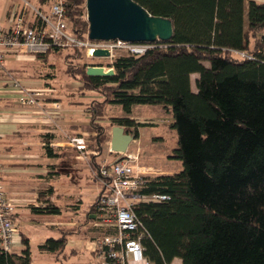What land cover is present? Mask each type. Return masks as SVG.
I'll use <instances>...</instances> for the list:
<instances>
[{
  "label": "trees",
  "instance_id": "trees-1",
  "mask_svg": "<svg viewBox=\"0 0 264 264\" xmlns=\"http://www.w3.org/2000/svg\"><path fill=\"white\" fill-rule=\"evenodd\" d=\"M38 1L46 5L51 0ZM133 1L149 14L171 20L172 38L155 42L163 47L139 57H116L110 64L112 77L87 76L88 66L101 65L80 62L82 50L71 49L76 55L64 58L66 73L82 89L102 96L91 106L94 149L101 150L109 140L106 128L95 122L102 120L105 105H119L126 115L133 106L154 105L171 116L177 145L169 159L182 168L148 179L141 190L168 197L133 208L145 232L143 255L150 264H172L175 259L180 264H264V4ZM64 3L70 33L84 39L85 0ZM64 51L35 57L45 60ZM192 75L197 76L195 91ZM110 124L133 128L135 139L137 128L152 125L128 118H112ZM34 210L60 214L51 204ZM22 241L20 255L0 250V264H30L28 240ZM66 244L62 235L47 239L38 250L58 260Z\"/></svg>",
  "mask_w": 264,
  "mask_h": 264
},
{
  "label": "crops",
  "instance_id": "crops-1",
  "mask_svg": "<svg viewBox=\"0 0 264 264\" xmlns=\"http://www.w3.org/2000/svg\"><path fill=\"white\" fill-rule=\"evenodd\" d=\"M24 1L0 0V28L12 26L10 17L12 13L23 9ZM253 1L264 4V0ZM36 8H42L40 3ZM24 12L27 21H34L32 12H27L26 8ZM54 56L57 55H48L44 60L7 52L4 67L0 70V177L5 196L14 207L13 221L16 227L10 253L20 255L24 250L22 240L25 238L29 248L34 244L42 256L47 253H41L39 245L49 238L57 239L65 235L67 244L63 253L59 254L58 260L52 255L56 262L92 264L86 256L91 255L95 263L99 264L91 252L93 238L99 232L92 228L91 221H87L93 218L91 207L95 200L89 202L86 198L93 191L88 178L94 181L95 198L101 191L96 177L98 168L114 158L109 148L106 151L104 146L101 150L93 148L95 133L90 131L91 106L95 101H102V96L82 89L80 82L71 76L78 86L76 89L66 87L69 85L60 89L54 86L56 76L53 79L49 78L51 75L41 79L30 73V65L38 60L53 67ZM13 79L26 88L43 91L38 107L19 104L18 94L11 85ZM49 83L53 88L49 87ZM90 93L96 95L94 100ZM105 107L102 120L95 122L107 130L109 140L105 142L106 145L110 142L111 128L115 126L110 124L112 118H128L136 123H146L143 121L145 119L135 117L133 111L136 106L131 108L128 115L122 112L111 117L106 116ZM168 122L170 125L171 119ZM141 129L137 128V141L140 140ZM76 137L84 139L87 147L85 154H80L69 145V139ZM155 139L161 138L147 135V141L153 142ZM46 204L60 208V214L34 210Z\"/></svg>",
  "mask_w": 264,
  "mask_h": 264
},
{
  "label": "built area",
  "instance_id": "built-area-1",
  "mask_svg": "<svg viewBox=\"0 0 264 264\" xmlns=\"http://www.w3.org/2000/svg\"><path fill=\"white\" fill-rule=\"evenodd\" d=\"M24 8L12 13L10 28H0V70L4 67L7 52L35 57L54 50L79 49L87 57L93 58L96 49H104L109 51L108 58L115 59L118 57L117 51L122 52L121 55L139 57L149 49L163 47L155 42H93L88 39V34L84 39H79L70 33L62 0L51 3L48 14L36 10L34 21L26 20ZM234 55L250 58L239 52H234ZM11 85L18 94L19 104L39 106L43 91L26 88L14 79ZM69 145L80 154L86 153L83 138H70ZM111 154L114 158L101 164L96 174L101 191L95 198L92 228L99 234L93 238L91 252L99 264H150L143 255L141 244L145 232L133 208L139 203H159L168 199L165 195L141 193L148 179L163 174L155 173L157 169L154 164L141 165L138 155L127 152ZM13 214V204L5 196L0 177V250L7 253L11 251L16 234Z\"/></svg>",
  "mask_w": 264,
  "mask_h": 264
},
{
  "label": "rangeland",
  "instance_id": "rangeland-1",
  "mask_svg": "<svg viewBox=\"0 0 264 264\" xmlns=\"http://www.w3.org/2000/svg\"><path fill=\"white\" fill-rule=\"evenodd\" d=\"M34 1L25 0L23 2L24 4L23 7L26 8L27 12L29 13L32 12V14H35V11L39 10L40 12L48 14L50 4L57 0H51L46 5H41L42 7L41 9L36 8L39 5V3L38 1L35 2ZM246 12H247V5L245 4V18H246ZM84 13L85 15L83 14L82 20H85L87 22L86 10L84 11ZM121 54L123 53L120 51L116 52V56H120ZM66 55L71 56L76 54L72 53L71 50H66L62 53L61 56H56V57L54 56L53 57L54 61L52 62L54 63L53 67H49L48 65L42 64V62L38 60L37 62L32 63V65H30L31 68L29 71L32 74L40 76L41 79H44L50 75L52 77L49 78L53 79L54 76H56L57 78L56 80L53 81V84L59 89L65 88L66 85H69L66 87H71L73 89H76L78 86L74 84V82L72 81L73 79H71L70 76L66 73V65L64 58ZM112 61L113 59L105 58V57L89 58L83 52L82 60L80 62H85L86 64L101 65L102 67L105 68H111L110 64L112 63ZM196 78H197L196 75L191 76V89L193 91H195L194 81ZM72 83L74 85H72ZM49 87L52 86L50 85ZM90 95L94 100L96 95L94 93H90ZM122 112L123 110L119 105L109 104L105 107V114L108 117L118 115ZM133 113L135 117H138L140 119H145L143 120L144 122L149 124L151 123L152 125L142 127L140 131L141 134L140 140L137 141L136 139H134V141L130 143L127 153L138 155L139 163L141 165L149 166L150 164L151 165L154 164L153 165L155 166L154 168L157 169V171L155 172L156 174H173L179 172L182 168L181 163L179 161L169 159V155L172 154L173 148H175L177 145L176 134L174 130L171 129L168 122L171 119L169 113H167L166 110L163 109L162 107L154 106V105H136ZM133 130H134L133 128H131L130 130L127 129L128 133L131 134H133ZM149 134L157 135L161 139H155L153 142L147 141V135ZM109 143L110 142H108V145L104 144L105 151L107 150V148H109ZM62 175L65 176V174ZM88 183L90 186H92L93 191L89 194L90 195L89 198L87 196L86 201L92 202L95 200L96 197L93 198V195L95 194V190L93 186H95V184L91 177L90 179L88 178ZM93 219L94 217L91 219L92 220L91 223L93 222ZM86 256L88 261H90L92 264H96L91 255H86ZM78 259L81 260L83 258H78ZM74 261L77 262L76 260ZM30 264H60V263L56 262L54 257L49 253L41 256L40 253H38L37 249L35 248L34 244H32L30 247ZM172 264H180V261L178 259H175L172 262Z\"/></svg>",
  "mask_w": 264,
  "mask_h": 264
},
{
  "label": "water",
  "instance_id": "water-1",
  "mask_svg": "<svg viewBox=\"0 0 264 264\" xmlns=\"http://www.w3.org/2000/svg\"><path fill=\"white\" fill-rule=\"evenodd\" d=\"M88 39L95 42L123 41L129 43L167 42L172 38L171 20L149 14L133 0H85ZM94 58H108L109 51L96 49ZM113 68L88 66L89 77H112ZM134 135L123 126H113L110 133L109 150L125 154Z\"/></svg>",
  "mask_w": 264,
  "mask_h": 264
}]
</instances>
